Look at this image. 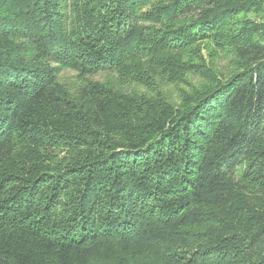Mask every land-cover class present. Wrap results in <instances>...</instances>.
Segmentation results:
<instances>
[{
    "label": "trees",
    "instance_id": "trees-1",
    "mask_svg": "<svg viewBox=\"0 0 264 264\" xmlns=\"http://www.w3.org/2000/svg\"><path fill=\"white\" fill-rule=\"evenodd\" d=\"M0 264H264V0H0Z\"/></svg>",
    "mask_w": 264,
    "mask_h": 264
},
{
    "label": "rangeland",
    "instance_id": "rangeland-1",
    "mask_svg": "<svg viewBox=\"0 0 264 264\" xmlns=\"http://www.w3.org/2000/svg\"><path fill=\"white\" fill-rule=\"evenodd\" d=\"M239 19H242V16H239ZM217 65V68H214V70L216 71H223L225 69V64L226 61L225 59H218L213 61V65ZM115 72H102L101 74H97L93 77L94 80L96 81H114L116 79V74H114ZM196 78L193 80L192 78L189 80H185L183 82H177L175 84L172 85H168V86H164L161 88V86H158L159 91L162 90V92L169 98L172 99L174 102H176L177 104L181 101L182 96L190 91V87L189 86H196L199 83H202L203 79L201 78L200 75L196 74ZM61 80L65 81L67 86L70 89V92L72 93V91H74V88H76L78 86V82L76 79V74L71 71V70H65L61 75ZM127 87L132 88V89H136L138 91L141 92H145V93H149L150 88L147 86H137L134 84L131 85H127Z\"/></svg>",
    "mask_w": 264,
    "mask_h": 264
}]
</instances>
